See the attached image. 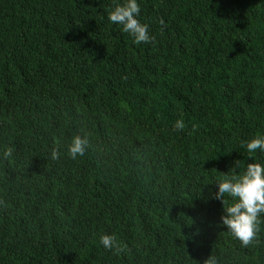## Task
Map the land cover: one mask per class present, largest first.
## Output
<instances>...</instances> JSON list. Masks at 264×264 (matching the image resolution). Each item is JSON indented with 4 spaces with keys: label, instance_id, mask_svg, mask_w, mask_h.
Returning <instances> with one entry per match:
<instances>
[{
    "label": "trees",
    "instance_id": "1",
    "mask_svg": "<svg viewBox=\"0 0 264 264\" xmlns=\"http://www.w3.org/2000/svg\"><path fill=\"white\" fill-rule=\"evenodd\" d=\"M120 2L0 0V264H264L212 198L264 165V0H137L147 44Z\"/></svg>",
    "mask_w": 264,
    "mask_h": 264
},
{
    "label": "clouds",
    "instance_id": "2",
    "mask_svg": "<svg viewBox=\"0 0 264 264\" xmlns=\"http://www.w3.org/2000/svg\"><path fill=\"white\" fill-rule=\"evenodd\" d=\"M139 12L137 0H121L107 13V20L127 33L134 44H147L154 38L149 34L148 25L136 18ZM183 127V122L177 119L174 128L181 130ZM86 146V139L73 136L67 146V153L72 157L81 155ZM244 147L249 153H264V135L253 136L244 143ZM52 155L55 158V150ZM225 196L231 198V202L224 206L220 222L242 245H247L255 239L258 217L264 215V165L250 163L239 176L225 177L218 181L212 198L224 203ZM99 242L105 249L117 248L113 235H101ZM203 264H215V258L209 256Z\"/></svg>",
    "mask_w": 264,
    "mask_h": 264
}]
</instances>
